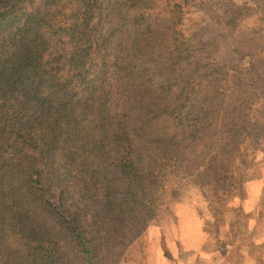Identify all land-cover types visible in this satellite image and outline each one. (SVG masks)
I'll return each mask as SVG.
<instances>
[{
  "label": "trees",
  "instance_id": "1",
  "mask_svg": "<svg viewBox=\"0 0 264 264\" xmlns=\"http://www.w3.org/2000/svg\"><path fill=\"white\" fill-rule=\"evenodd\" d=\"M206 1L0 0V264H120L169 173L211 176L222 233L264 136V0Z\"/></svg>",
  "mask_w": 264,
  "mask_h": 264
},
{
  "label": "rangeland",
  "instance_id": "2",
  "mask_svg": "<svg viewBox=\"0 0 264 264\" xmlns=\"http://www.w3.org/2000/svg\"><path fill=\"white\" fill-rule=\"evenodd\" d=\"M219 4V0H207L203 7L189 6L186 10L189 16L200 11L212 18ZM261 14L262 19L246 23L249 33L258 38L255 48L261 71L256 74V85H244L250 91L241 94L259 98L264 111V11ZM207 20L209 27L202 22L196 28L210 30L213 19ZM245 44L254 47L251 42ZM252 156L258 161L256 166L247 168L238 161L239 170L246 171L248 177L244 199L232 200L226 207L216 204L221 208L222 233L217 232V220L209 210L215 195L211 176L202 170L182 177L169 173L163 178L161 206L132 236L120 264H264V136Z\"/></svg>",
  "mask_w": 264,
  "mask_h": 264
}]
</instances>
